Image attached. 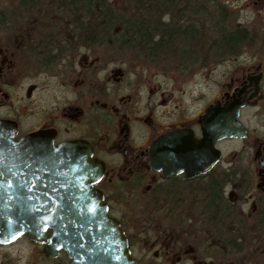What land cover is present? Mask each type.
<instances>
[{
  "label": "flooded vegetation",
  "instance_id": "flooded-vegetation-1",
  "mask_svg": "<svg viewBox=\"0 0 264 264\" xmlns=\"http://www.w3.org/2000/svg\"><path fill=\"white\" fill-rule=\"evenodd\" d=\"M229 3L188 0L189 8L158 11L145 33L127 25L118 34L81 24L79 0H0V120L16 124L14 141L47 130L55 146L91 147L104 166L94 187L137 264H264V0L243 2L244 17ZM254 46L261 51L248 64L185 108L176 95L155 99L144 83L149 70H135L194 79ZM98 65L110 66L100 79ZM235 104L247 135L216 141L211 165L204 117ZM226 142L239 146L228 157ZM23 240L27 253L71 264L64 250L47 258L26 237L0 248Z\"/></svg>",
  "mask_w": 264,
  "mask_h": 264
},
{
  "label": "water",
  "instance_id": "water-1",
  "mask_svg": "<svg viewBox=\"0 0 264 264\" xmlns=\"http://www.w3.org/2000/svg\"><path fill=\"white\" fill-rule=\"evenodd\" d=\"M241 107L230 105L220 114L216 108L207 110L204 147L211 165L218 155L216 141L246 137L238 120ZM0 125L15 135L14 122L0 120ZM53 139L54 132L40 130L17 141L12 137L14 143L0 141V171L11 176L7 171L11 169L16 173L11 176L14 182L27 185L19 191L15 186L9 189L13 199H0V246L25 236L42 244L47 258L64 250L71 264H137L119 223L109 215L102 193L94 187L103 176V164L93 159L88 144L73 141L55 146ZM117 255L122 259H114Z\"/></svg>",
  "mask_w": 264,
  "mask_h": 264
},
{
  "label": "rangeland",
  "instance_id": "rangeland-1",
  "mask_svg": "<svg viewBox=\"0 0 264 264\" xmlns=\"http://www.w3.org/2000/svg\"><path fill=\"white\" fill-rule=\"evenodd\" d=\"M230 1H231V3H229L228 6L230 9L232 8L233 10H235L234 11L235 16H239V17H244V15L248 16L249 13H246V12L245 13L240 12V14L238 13L240 5L243 4V2H245L246 0H230ZM111 2L117 6H120V7L124 6V4H125V1H123V0H111ZM119 28H120V26H116V28H115L116 30H114V33H118V31L120 30ZM260 51H261V49L255 47V46L253 48H245L242 51L241 56L238 59V61H236L235 63H225L224 65L218 67L216 69V72H210L209 74H206L205 76L201 75V76L194 78V79H191L189 77V78L182 80V81H180L179 78H176L175 76L170 75V74H169L170 77H167L165 74L163 76L161 74V77H158V74H160L159 69L153 70V69L148 68V66H143V65L137 64L135 70L136 71L143 70V67L146 68L147 70H149L146 73L147 76L144 79V83L147 85L148 90L153 92L152 94H153V97L155 99H158L160 95L164 94V92L172 94V95H176L174 97H177L178 100L182 104L185 105V106L183 105L185 108L186 103L189 104L190 101L195 100L197 98L198 94L206 95L205 90L209 94H212V92L214 90H216V88H217L215 85L219 82H222V76L225 75V78H226L227 75L229 74L230 70L234 69L237 66L248 64L251 57L255 56L256 53L260 52ZM83 66H85V65H83ZM162 66L165 67V65H162ZM106 67L107 66L98 65V69H99L98 78L99 79L110 68V66H108L107 68ZM150 67L154 68L155 65L152 64V65H150ZM101 69H105V70L101 71V73H100ZM263 70H264V67H263ZM152 76H154V77H152ZM32 81L34 82V80H32ZM182 82H183V84L181 86L180 83H182ZM181 88L183 89L182 94H184V95L180 96L179 90ZM203 90H204V92H203ZM157 91H161L162 94L160 93V94L156 95ZM170 92H172V93H170ZM36 95H39L41 97V93H37ZM16 100H19V98L13 97L12 101L14 102ZM20 103H21V106H24V104H25L22 101H20ZM173 103L177 104L176 100L173 99ZM193 104H195V103L193 102ZM195 107H194V109H195ZM26 112L32 113L29 109H27ZM243 118H249V112L248 111L244 112ZM29 124L30 123H28L26 125L28 126ZM247 127L249 130L253 129L252 124L249 122H247ZM238 148H239L238 143L226 142L224 144V148H223L225 157H228V155L230 153L235 152ZM24 243H25V241L23 240V241H19L18 243H16L15 245H13L11 247L0 248V264H49L46 260L42 259V257L40 255H38L37 253H34V254L27 253ZM243 261H246V263H247L248 259H244Z\"/></svg>",
  "mask_w": 264,
  "mask_h": 264
},
{
  "label": "trees",
  "instance_id": "trees-1",
  "mask_svg": "<svg viewBox=\"0 0 264 264\" xmlns=\"http://www.w3.org/2000/svg\"><path fill=\"white\" fill-rule=\"evenodd\" d=\"M81 1V24L97 26H141V32L145 33V27L154 24L157 12L163 14L176 12L189 8L188 0H123L124 6L120 7L111 0H79ZM111 30H106L105 33ZM114 31V30H113ZM138 31L130 29V32ZM99 31L98 33H100ZM114 33V32H113ZM120 29L118 34H123ZM121 42L123 37L109 38ZM229 38H226L228 45Z\"/></svg>",
  "mask_w": 264,
  "mask_h": 264
},
{
  "label": "snow or ice",
  "instance_id": "snow-or-ice-1",
  "mask_svg": "<svg viewBox=\"0 0 264 264\" xmlns=\"http://www.w3.org/2000/svg\"><path fill=\"white\" fill-rule=\"evenodd\" d=\"M13 135H14V132L9 130L7 128V126L0 125V141L14 143L12 141ZM7 171H8V173H11V176L16 175V173L11 172V169H8ZM11 176L7 175V173L5 171H0V199H3L4 201H8V200L13 199V196L8 194L9 189H12L15 186L17 188V190L19 191L22 187L27 186V185H20L18 182H14V180L11 178ZM31 190H32L31 187H28V191L31 192ZM7 208H8V205L5 203V210H7ZM44 230L46 231V227ZM111 230L113 232L115 231L114 228ZM11 238L15 239L16 235L13 234ZM4 242H7V237H5ZM108 258L111 259L112 257H108ZM114 259L121 260L122 257L117 255L114 257Z\"/></svg>",
  "mask_w": 264,
  "mask_h": 264
}]
</instances>
